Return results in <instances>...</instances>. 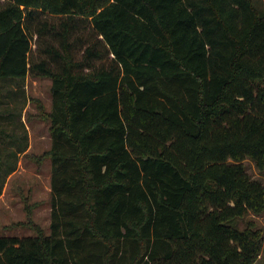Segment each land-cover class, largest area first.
I'll return each mask as SVG.
<instances>
[{
  "label": "trees",
  "instance_id": "16d2710c",
  "mask_svg": "<svg viewBox=\"0 0 264 264\" xmlns=\"http://www.w3.org/2000/svg\"><path fill=\"white\" fill-rule=\"evenodd\" d=\"M35 35L60 71L30 60ZM29 73L52 80L50 233L0 235V264H256L264 230L231 223L264 212L244 165L264 171L253 0H0V196L29 148Z\"/></svg>",
  "mask_w": 264,
  "mask_h": 264
},
{
  "label": "rangeland",
  "instance_id": "374dc122",
  "mask_svg": "<svg viewBox=\"0 0 264 264\" xmlns=\"http://www.w3.org/2000/svg\"><path fill=\"white\" fill-rule=\"evenodd\" d=\"M256 6L264 13V0H253ZM45 18V17H43ZM57 17H48L52 23L58 22ZM93 36L91 23L82 22L81 28L71 35V52L76 61L82 58V44ZM49 45L61 48V44L54 37L33 38L30 60L40 62L49 60L53 62L51 54L42 52ZM101 62H97L99 66ZM62 63L53 62L56 71L61 70ZM52 80L48 77L37 76L29 73L25 82L27 105L23 112L25 128L21 127L16 132L23 136L28 135L29 148L19 157L18 169L7 179L0 196V235L26 237L35 234L29 226L19 225L30 220L40 225L45 232L50 233L51 225V175L52 163L49 158H43L52 144L49 131L50 123L45 120L39 109L42 106L47 112L52 107ZM11 133V131H9ZM5 146V145H3ZM6 147V146H5ZM12 148V147H11ZM249 174L264 184V171L259 170L249 159L244 161ZM32 207V215L28 213L27 205ZM239 221V222H238ZM249 222L264 230V212L261 214L249 213L240 220L232 221V225L245 228ZM239 225V226H238ZM256 264H264V250Z\"/></svg>",
  "mask_w": 264,
  "mask_h": 264
},
{
  "label": "crops",
  "instance_id": "0c3cea01",
  "mask_svg": "<svg viewBox=\"0 0 264 264\" xmlns=\"http://www.w3.org/2000/svg\"><path fill=\"white\" fill-rule=\"evenodd\" d=\"M261 256H262V255H261ZM261 256H260V258H261ZM260 258H259V259H260ZM259 259H258V260H259Z\"/></svg>",
  "mask_w": 264,
  "mask_h": 264
}]
</instances>
